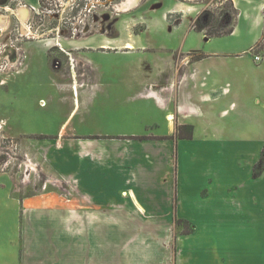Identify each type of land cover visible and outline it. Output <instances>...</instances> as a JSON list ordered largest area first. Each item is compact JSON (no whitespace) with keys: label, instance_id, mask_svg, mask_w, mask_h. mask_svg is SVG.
<instances>
[{"label":"crops","instance_id":"0c3cea01","mask_svg":"<svg viewBox=\"0 0 264 264\" xmlns=\"http://www.w3.org/2000/svg\"><path fill=\"white\" fill-rule=\"evenodd\" d=\"M180 1L183 14L203 10L198 0ZM242 2L228 36L249 37L244 48L167 60L160 85L172 99L165 102L154 90L145 94L173 109L166 114L171 136L138 137L136 144L109 150L107 142L88 141L69 151L64 172L78 188L75 197L12 194L16 241L8 250L15 264H264V169L253 176L260 160L264 164V0ZM205 106L208 122L225 121L208 141L209 186L190 180L192 160L179 156L187 142L174 135L176 125L194 130L192 121L206 117ZM188 187L208 197L197 200ZM180 210L193 226L189 235L177 231Z\"/></svg>","mask_w":264,"mask_h":264},{"label":"rangeland","instance_id":"374dc122","mask_svg":"<svg viewBox=\"0 0 264 264\" xmlns=\"http://www.w3.org/2000/svg\"><path fill=\"white\" fill-rule=\"evenodd\" d=\"M125 1L52 0L49 12L34 18L29 7L38 10V4L47 6L49 1L0 0L5 26L0 28V264H15V252L8 250L16 241L9 207L13 193L75 197L78 188L71 187V177L64 172L69 151L88 141L107 142L103 147L109 150L136 144L138 137L171 136L166 114L173 109L160 107L158 96L145 95L154 90L165 102L172 99L160 85L165 62L190 51L199 58L239 50L249 39L242 34L205 40L192 28L198 14H183L180 0H138L123 10ZM222 1L198 3L203 10L219 11ZM237 9L244 10L242 0ZM192 100L198 103L195 96ZM205 109L206 117L193 119L194 130L182 131L185 137L180 140L187 144L179 147V156L183 152L185 160H192L190 180L209 186L208 141L214 139L212 129L225 121L208 122ZM193 161L201 164L196 167ZM216 161L226 164L220 157ZM187 175L185 171L183 177ZM188 189L197 200L208 197L201 188ZM194 210L201 216L197 207ZM178 230L181 236L193 231L181 210Z\"/></svg>","mask_w":264,"mask_h":264},{"label":"trees","instance_id":"16d2710c","mask_svg":"<svg viewBox=\"0 0 264 264\" xmlns=\"http://www.w3.org/2000/svg\"><path fill=\"white\" fill-rule=\"evenodd\" d=\"M220 6L222 8L219 9V11L209 9L202 10L193 21L192 28L198 32H202L207 39L219 38L232 34L237 25L239 15L238 10L235 8L232 0H223L220 3ZM184 129L191 130V127L178 128L176 130V138L185 137L181 135ZM187 137H190L189 134ZM263 169L264 164L263 161L260 160V162L254 167L253 176H258Z\"/></svg>","mask_w":264,"mask_h":264},{"label":"flooded vegetation","instance_id":"af4514ba","mask_svg":"<svg viewBox=\"0 0 264 264\" xmlns=\"http://www.w3.org/2000/svg\"><path fill=\"white\" fill-rule=\"evenodd\" d=\"M46 1H47V2L49 1V3L47 4V6H46V5L41 6L40 4H38V6H39V8H40V9H38V10H36L35 7L31 6L32 14H34V15H33L34 18H35V16H36V17H42V16H43L42 14H44V12H49L48 6L52 7V4H51V1H52V0H46ZM53 1L55 2V0H53ZM57 1H59V0H57ZM43 4H46V3L43 2ZM6 11H10V9H7ZM10 12H13V11H10ZM50 18H52V17H50ZM56 45H57V44L52 45V46H53L52 48H55Z\"/></svg>","mask_w":264,"mask_h":264},{"label":"bare ground","instance_id":"6f19581e","mask_svg":"<svg viewBox=\"0 0 264 264\" xmlns=\"http://www.w3.org/2000/svg\"><path fill=\"white\" fill-rule=\"evenodd\" d=\"M137 1L138 0H126L123 4H122V9L124 10H126L128 7H130V6H133V5H135L136 3H137ZM0 28H5V26H4V21L3 20H1V18H0ZM127 47H129V45H127ZM72 88H73V90L74 89H76V86L75 85H72ZM169 118H171V117H169Z\"/></svg>","mask_w":264,"mask_h":264},{"label":"built area","instance_id":"2783aa9c","mask_svg":"<svg viewBox=\"0 0 264 264\" xmlns=\"http://www.w3.org/2000/svg\"><path fill=\"white\" fill-rule=\"evenodd\" d=\"M21 6L24 8H27V6L26 5H23V4H21ZM29 11H31L32 12V9L29 7ZM261 60V57L260 56H257V55H255L254 56V61H256V62H259Z\"/></svg>","mask_w":264,"mask_h":264},{"label":"water","instance_id":"95a60500","mask_svg":"<svg viewBox=\"0 0 264 264\" xmlns=\"http://www.w3.org/2000/svg\"><path fill=\"white\" fill-rule=\"evenodd\" d=\"M205 40H207V38L205 37Z\"/></svg>","mask_w":264,"mask_h":264}]
</instances>
